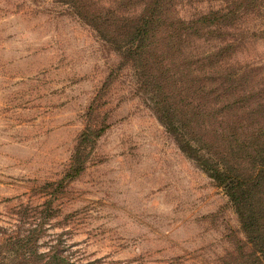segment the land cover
<instances>
[{
    "label": "rangeland",
    "instance_id": "374dc122",
    "mask_svg": "<svg viewBox=\"0 0 264 264\" xmlns=\"http://www.w3.org/2000/svg\"><path fill=\"white\" fill-rule=\"evenodd\" d=\"M81 1L118 18L158 0ZM78 3L0 0V264H264L225 186L159 122L142 63ZM159 3L163 34L191 26L173 40L175 95L196 98L195 68L207 124L264 129V0Z\"/></svg>",
    "mask_w": 264,
    "mask_h": 264
},
{
    "label": "trees",
    "instance_id": "16d2710c",
    "mask_svg": "<svg viewBox=\"0 0 264 264\" xmlns=\"http://www.w3.org/2000/svg\"><path fill=\"white\" fill-rule=\"evenodd\" d=\"M77 1L78 7L84 10L82 19L94 27L102 39L114 45L116 51L122 52L127 58L142 63L140 86L153 96L152 109L159 122L175 135L184 153L197 161L219 186H225L247 237L254 242L264 258V157L258 159L264 155V143L259 146L249 136L244 139L240 136L243 134L258 138L255 134L264 132V129L248 131L249 123L236 114L231 115L234 120L231 126H224V123L223 126L207 124L209 111L217 105L209 106L208 101L202 100V96L197 99V94L202 91H196L198 75H195V68L190 92L196 98L193 101L190 100L193 97L186 100L185 91L175 95L178 89L177 80L174 75L169 74V66L178 49L173 40L178 37V32L191 29L190 24L183 23L182 31L178 26L171 33L163 34L167 20L158 11L160 0L155 1L153 7L142 16L118 18L109 16V12L105 14V11L81 0H64L69 4ZM166 41L167 51L158 55L159 44ZM220 89L221 87L211 89L206 95L210 96L215 91L218 93L213 97L219 98L221 92H225ZM227 138L232 139L229 147L226 146L228 143H224ZM234 152L235 155H242L228 160L229 155Z\"/></svg>",
    "mask_w": 264,
    "mask_h": 264
}]
</instances>
